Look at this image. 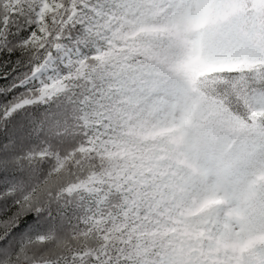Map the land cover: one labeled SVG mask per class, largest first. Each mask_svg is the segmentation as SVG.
<instances>
[{
	"label": "trees",
	"instance_id": "obj_1",
	"mask_svg": "<svg viewBox=\"0 0 264 264\" xmlns=\"http://www.w3.org/2000/svg\"><path fill=\"white\" fill-rule=\"evenodd\" d=\"M16 1L13 12L2 10V34L10 40L0 48V139L14 117L30 116L35 154L0 191V219L12 216L40 182L74 169L107 171L126 148L137 155L164 149L168 156L158 160L160 170L110 189L48 193L7 242L48 222L51 234L63 233V246L13 264L259 262L249 246L222 253L230 246L206 243L230 206L194 203L207 195L204 170L174 134L184 127L206 137L212 157L232 165L240 185L249 187L241 220L264 252V0H223L235 6L237 27L211 36L190 25L185 9L163 10V0H60L46 10L44 0ZM42 24L46 35L30 47L26 41ZM59 40L84 56L80 66L64 70L65 90L15 107L16 96L29 89L24 79ZM201 51L211 58L197 56ZM185 206L190 212L178 223L175 214Z\"/></svg>",
	"mask_w": 264,
	"mask_h": 264
},
{
	"label": "rangeland",
	"instance_id": "obj_2",
	"mask_svg": "<svg viewBox=\"0 0 264 264\" xmlns=\"http://www.w3.org/2000/svg\"><path fill=\"white\" fill-rule=\"evenodd\" d=\"M167 1L177 3L182 8H186L187 5L190 14L195 17L205 5H209L211 0ZM16 2V0H1L0 10L13 12ZM59 3L60 0H44L43 10L54 9L59 6ZM164 6H166L165 3ZM41 13L43 14V11ZM76 13V10L73 11L71 17H74ZM6 16V14L0 16V48L10 40L2 34V28L7 24ZM35 33L36 35L34 34L29 38V41H26L30 47L46 35L45 26L40 25L36 28ZM82 60L83 55L78 49L71 47L65 40H59L54 51L33 69L29 77L24 79V85L29 89L25 95L16 96L15 107L18 108L35 101L53 99L58 96L64 91L66 85L64 70L78 66ZM40 68L41 72L33 75ZM31 121V117L27 115L14 117L7 126L5 136L0 139V191L7 189V184L13 178V173L22 165L24 160L35 154L28 138ZM174 138V142L179 144L181 149L189 148L193 158L201 160L200 166L204 170V192L207 197L205 200L204 196L194 198V203L221 198L227 200L228 205H230V211L225 215L224 220L213 224L212 235L208 237L211 240L208 242H212L217 247L222 246V248H229L230 246V250H224V253L233 252L239 246L248 245L254 252H257L259 257V262L252 261L250 264H264V252L251 242V238L247 239L248 236L243 234L244 227L240 216L250 198L249 187L244 186V184L240 185V178L232 173L230 167L223 163L220 158L214 159L212 157L211 150L208 148L210 142L206 140V137L180 127L176 129ZM154 149H149L141 155H135L129 148H126L120 163L107 171L74 169L70 174L49 178V182H40L33 192L25 195L20 205L30 211L32 208L41 205L48 193H58L64 190V192L72 194L77 191L93 192L100 189H110L120 182L144 174L150 164H153L154 170H160L161 164H155L156 160L164 157L167 153ZM183 155L184 153L179 154L180 159ZM189 212L190 206H185V209L175 214V220L186 219ZM194 226L200 228L199 224H194ZM49 228L50 224L44 222L40 226L24 229L0 247V264H13L15 260L21 257L41 259L47 253L58 252L63 246V233L51 234ZM206 230L208 227H203L199 231ZM239 237H246L243 244L234 243Z\"/></svg>",
	"mask_w": 264,
	"mask_h": 264
},
{
	"label": "snow or ice",
	"instance_id": "obj_3",
	"mask_svg": "<svg viewBox=\"0 0 264 264\" xmlns=\"http://www.w3.org/2000/svg\"><path fill=\"white\" fill-rule=\"evenodd\" d=\"M236 14V8L231 4L213 3L205 5L199 14L191 19L190 25L200 29L202 35L205 36L223 34L237 27ZM196 55L202 58H211L212 53L201 51L197 52ZM29 215L31 213L27 209L16 204L12 216L6 215L4 219H0V244H5L10 235L24 223ZM260 231H264V225H261ZM251 235L253 234L250 233L249 236ZM245 239L246 237H239L234 243L243 244ZM240 264H243V262H240Z\"/></svg>",
	"mask_w": 264,
	"mask_h": 264
},
{
	"label": "bare ground",
	"instance_id": "obj_4",
	"mask_svg": "<svg viewBox=\"0 0 264 264\" xmlns=\"http://www.w3.org/2000/svg\"><path fill=\"white\" fill-rule=\"evenodd\" d=\"M40 72H41V68L38 69V70H36V72H35L33 75H35V74H37V73H40Z\"/></svg>",
	"mask_w": 264,
	"mask_h": 264
}]
</instances>
